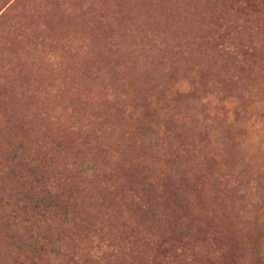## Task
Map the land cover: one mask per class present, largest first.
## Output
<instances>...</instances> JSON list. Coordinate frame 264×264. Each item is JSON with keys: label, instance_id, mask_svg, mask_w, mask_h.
Listing matches in <instances>:
<instances>
[{"label": "rangeland", "instance_id": "obj_1", "mask_svg": "<svg viewBox=\"0 0 264 264\" xmlns=\"http://www.w3.org/2000/svg\"><path fill=\"white\" fill-rule=\"evenodd\" d=\"M0 264H264V0H0Z\"/></svg>", "mask_w": 264, "mask_h": 264}]
</instances>
